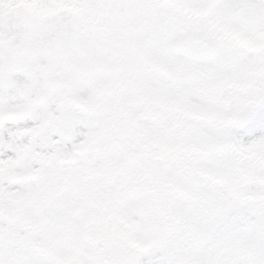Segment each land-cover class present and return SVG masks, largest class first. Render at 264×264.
<instances>
[{"label": "snow or ice", "instance_id": "1", "mask_svg": "<svg viewBox=\"0 0 264 264\" xmlns=\"http://www.w3.org/2000/svg\"><path fill=\"white\" fill-rule=\"evenodd\" d=\"M0 264H264V0H0Z\"/></svg>", "mask_w": 264, "mask_h": 264}]
</instances>
